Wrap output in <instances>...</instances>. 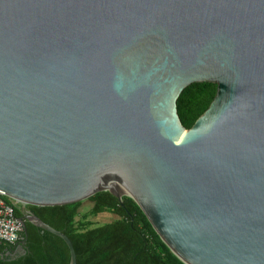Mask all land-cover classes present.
I'll return each mask as SVG.
<instances>
[{
	"label": "water",
	"instance_id": "95a60500",
	"mask_svg": "<svg viewBox=\"0 0 264 264\" xmlns=\"http://www.w3.org/2000/svg\"><path fill=\"white\" fill-rule=\"evenodd\" d=\"M103 191L185 264H264V0H0V192L77 264L25 206Z\"/></svg>",
	"mask_w": 264,
	"mask_h": 264
},
{
	"label": "trees",
	"instance_id": "16d2710c",
	"mask_svg": "<svg viewBox=\"0 0 264 264\" xmlns=\"http://www.w3.org/2000/svg\"><path fill=\"white\" fill-rule=\"evenodd\" d=\"M218 90L212 82L193 83L178 100L180 118L191 128L209 108ZM7 201L10 198L5 197ZM88 200L92 206L83 211V201L59 206H25L44 222L62 231L72 240L77 264H185L165 244L154 226L129 196L123 203L111 192H99ZM22 204L16 215L22 217ZM117 217L103 224H95L90 217L101 213ZM28 234L23 233L22 252L14 256L10 244H0V264H70L71 253L66 242L27 222Z\"/></svg>",
	"mask_w": 264,
	"mask_h": 264
},
{
	"label": "built area",
	"instance_id": "2783aa9c",
	"mask_svg": "<svg viewBox=\"0 0 264 264\" xmlns=\"http://www.w3.org/2000/svg\"><path fill=\"white\" fill-rule=\"evenodd\" d=\"M0 192V244L17 245L23 239L24 227L16 215L19 205Z\"/></svg>",
	"mask_w": 264,
	"mask_h": 264
},
{
	"label": "rangeland",
	"instance_id": "374dc122",
	"mask_svg": "<svg viewBox=\"0 0 264 264\" xmlns=\"http://www.w3.org/2000/svg\"><path fill=\"white\" fill-rule=\"evenodd\" d=\"M92 206V203L87 199L83 201V206H82V210L83 211H87L90 207ZM117 216L106 212V213H101L99 214L97 217H90V219L95 223V224H103L107 221H111L112 219L116 218Z\"/></svg>",
	"mask_w": 264,
	"mask_h": 264
},
{
	"label": "flooded vegetation",
	"instance_id": "af4514ba",
	"mask_svg": "<svg viewBox=\"0 0 264 264\" xmlns=\"http://www.w3.org/2000/svg\"><path fill=\"white\" fill-rule=\"evenodd\" d=\"M24 244H25V241L21 240L19 244L12 245L11 247L14 253L22 252Z\"/></svg>",
	"mask_w": 264,
	"mask_h": 264
}]
</instances>
